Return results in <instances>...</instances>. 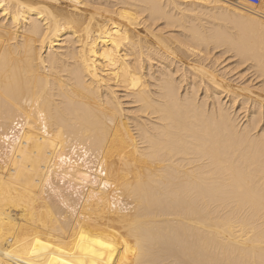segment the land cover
Instances as JSON below:
<instances>
[{
	"label": "bare ground",
	"instance_id": "obj_1",
	"mask_svg": "<svg viewBox=\"0 0 264 264\" xmlns=\"http://www.w3.org/2000/svg\"><path fill=\"white\" fill-rule=\"evenodd\" d=\"M0 264H264V0H0Z\"/></svg>",
	"mask_w": 264,
	"mask_h": 264
},
{
	"label": "rangeland",
	"instance_id": "obj_2",
	"mask_svg": "<svg viewBox=\"0 0 264 264\" xmlns=\"http://www.w3.org/2000/svg\"><path fill=\"white\" fill-rule=\"evenodd\" d=\"M229 57V55H226L225 56V58H228ZM231 59H233V58H231ZM235 61V59L234 60H230V61H228L229 63H231V62H234Z\"/></svg>",
	"mask_w": 264,
	"mask_h": 264
}]
</instances>
